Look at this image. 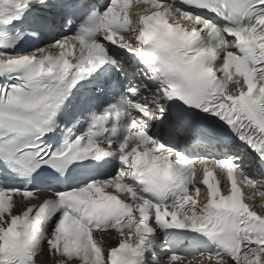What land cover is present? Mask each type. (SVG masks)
Segmentation results:
<instances>
[{"label":"snow or ice","instance_id":"1","mask_svg":"<svg viewBox=\"0 0 264 264\" xmlns=\"http://www.w3.org/2000/svg\"><path fill=\"white\" fill-rule=\"evenodd\" d=\"M0 264H264V0H0Z\"/></svg>","mask_w":264,"mask_h":264}]
</instances>
